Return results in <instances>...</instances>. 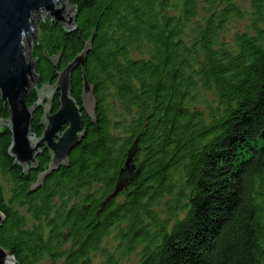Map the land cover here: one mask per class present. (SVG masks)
I'll return each mask as SVG.
<instances>
[{"label": "trees", "instance_id": "obj_1", "mask_svg": "<svg viewBox=\"0 0 264 264\" xmlns=\"http://www.w3.org/2000/svg\"><path fill=\"white\" fill-rule=\"evenodd\" d=\"M67 1L74 31L37 21L35 87L53 85L90 42L94 119L82 112L85 137L67 167L33 192L48 152L24 172L0 128V175L11 183L7 200L0 186L1 248L14 264L58 254L64 242L74 249L64 264H90L80 258L99 242L105 264L138 248L140 264H264V0ZM246 18L226 41L228 23ZM81 84L78 68L70 94L80 107ZM37 100L31 92L26 104ZM42 114L32 116L37 137ZM8 116L0 102V119ZM134 143L136 176L105 203ZM110 231L113 252L103 245Z\"/></svg>", "mask_w": 264, "mask_h": 264}, {"label": "water", "instance_id": "obj_2", "mask_svg": "<svg viewBox=\"0 0 264 264\" xmlns=\"http://www.w3.org/2000/svg\"><path fill=\"white\" fill-rule=\"evenodd\" d=\"M44 18L68 32L76 28V12L67 0H0V102L9 113L8 120L0 119V128L5 126L10 133L8 155L24 172H28L37 168L36 158L42 151L49 154L47 169L38 176L30 192L37 190L45 178L60 167H67L70 152L85 137L82 112L93 120L95 111L94 89L84 73L90 42L56 73L53 85L47 83L42 89L35 88L37 75L31 48L36 40L37 21ZM78 68L81 70V107L70 94L71 75ZM32 91L36 92L38 100L28 107L26 100ZM55 97H58V109L53 113ZM40 106L43 107L40 119L43 131L37 137L31 132V122L33 113ZM135 152L134 143L127 152L114 191L107 196L105 203L116 198L135 178ZM3 221L0 215V227ZM0 264H14L13 257L1 246Z\"/></svg>", "mask_w": 264, "mask_h": 264}, {"label": "rangeland", "instance_id": "obj_3", "mask_svg": "<svg viewBox=\"0 0 264 264\" xmlns=\"http://www.w3.org/2000/svg\"><path fill=\"white\" fill-rule=\"evenodd\" d=\"M173 12L172 10L169 11ZM247 23V18L243 21H230L226 27V32L224 33L225 39L226 41L230 42L231 40H233V37L235 34L240 33L241 31L244 30V27ZM133 57L138 58L137 55H133ZM36 88V87H35ZM33 92V91H32ZM201 97H207V95L202 94L200 95ZM45 104V103H44ZM199 107H202V105H199ZM112 122H114V120H112ZM83 130V129H82ZM82 132V131H81ZM118 133V132H117ZM0 186L2 188V192L4 195L5 200H7L9 198L10 195V189H11V183L8 179V177H4L0 175ZM119 200H121L119 198ZM15 209H17V207H14ZM21 215H25L24 209H18ZM163 210V211H162ZM162 212V215L160 216L162 219L165 217V211L162 207V209L160 210V213ZM183 213H180L178 216L182 217ZM26 219H28V217H26ZM115 233L113 231H110L109 235L104 239L103 243L104 246L108 245L109 246V252L113 251V247L115 246ZM140 248L134 250V252L132 254L127 255L121 262L120 264H139L140 258H139V252H140ZM101 263L100 261L94 263ZM42 264H49L48 261H44Z\"/></svg>", "mask_w": 264, "mask_h": 264}, {"label": "flooded vegetation", "instance_id": "obj_4", "mask_svg": "<svg viewBox=\"0 0 264 264\" xmlns=\"http://www.w3.org/2000/svg\"><path fill=\"white\" fill-rule=\"evenodd\" d=\"M32 227H33V225L27 224V225H25L24 230L31 232ZM47 234H48V230L46 229L45 233H44V237H43L44 242L47 240ZM116 242H117V240H115V243ZM103 245H104V243H103ZM107 250H109V248H107ZM73 251H74V249L70 247V242H68V243L64 242L63 247H60V249L58 250V254L55 253V255H51L48 253H43L41 255V258L39 259V261L35 264H42L44 261H48L49 264H64L66 262V260L71 257V252H73ZM113 251H114V247H113ZM108 257L109 256L105 257V256H102L100 254V242H99L98 244H96V250L95 251H92V252L88 251V253L86 255L82 256L80 259L82 262L88 261V262H90V264H94L98 261H100L102 264H105ZM101 263H97V264H101ZM139 264H140V261H139Z\"/></svg>", "mask_w": 264, "mask_h": 264}]
</instances>
